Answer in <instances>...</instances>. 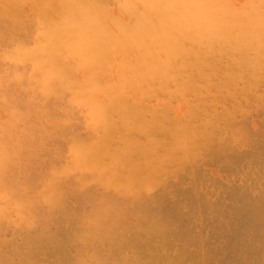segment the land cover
<instances>
[{
	"label": "rangeland",
	"instance_id": "obj_1",
	"mask_svg": "<svg viewBox=\"0 0 264 264\" xmlns=\"http://www.w3.org/2000/svg\"><path fill=\"white\" fill-rule=\"evenodd\" d=\"M0 264H264V0H0Z\"/></svg>",
	"mask_w": 264,
	"mask_h": 264
},
{
	"label": "bare ground",
	"instance_id": "obj_2",
	"mask_svg": "<svg viewBox=\"0 0 264 264\" xmlns=\"http://www.w3.org/2000/svg\"><path fill=\"white\" fill-rule=\"evenodd\" d=\"M2 17V16H1Z\"/></svg>",
	"mask_w": 264,
	"mask_h": 264
}]
</instances>
